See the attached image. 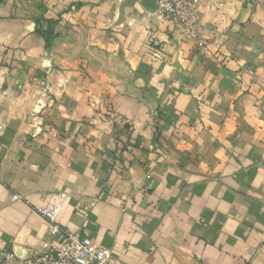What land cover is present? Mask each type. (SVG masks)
Segmentation results:
<instances>
[{
	"label": "crops",
	"instance_id": "obj_1",
	"mask_svg": "<svg viewBox=\"0 0 264 264\" xmlns=\"http://www.w3.org/2000/svg\"><path fill=\"white\" fill-rule=\"evenodd\" d=\"M196 13L187 37L155 0H0V264L53 191L110 264H264V0Z\"/></svg>",
	"mask_w": 264,
	"mask_h": 264
},
{
	"label": "built area",
	"instance_id": "obj_2",
	"mask_svg": "<svg viewBox=\"0 0 264 264\" xmlns=\"http://www.w3.org/2000/svg\"><path fill=\"white\" fill-rule=\"evenodd\" d=\"M197 0H155V12L160 16H169L183 35L196 36L198 17L196 13ZM154 46L160 40L152 36ZM67 197L65 191H53L46 204L36 210L47 223L48 239L42 247L23 258L24 264H110L111 249L93 243L90 238L78 232L63 227L58 216L63 201ZM3 259L16 255L13 252L0 250Z\"/></svg>",
	"mask_w": 264,
	"mask_h": 264
},
{
	"label": "rangeland",
	"instance_id": "obj_3",
	"mask_svg": "<svg viewBox=\"0 0 264 264\" xmlns=\"http://www.w3.org/2000/svg\"><path fill=\"white\" fill-rule=\"evenodd\" d=\"M178 29V28H177ZM179 30V29H178ZM180 31V30H179ZM181 32V31H180ZM182 33V32H181Z\"/></svg>",
	"mask_w": 264,
	"mask_h": 264
},
{
	"label": "trees",
	"instance_id": "obj_4",
	"mask_svg": "<svg viewBox=\"0 0 264 264\" xmlns=\"http://www.w3.org/2000/svg\"><path fill=\"white\" fill-rule=\"evenodd\" d=\"M47 40H48V36H47Z\"/></svg>",
	"mask_w": 264,
	"mask_h": 264
}]
</instances>
